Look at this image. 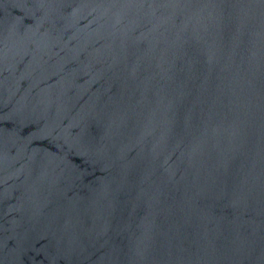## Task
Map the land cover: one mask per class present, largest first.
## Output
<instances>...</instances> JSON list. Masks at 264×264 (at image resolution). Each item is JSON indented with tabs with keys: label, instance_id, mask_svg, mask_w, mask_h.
<instances>
[{
	"label": "water",
	"instance_id": "1",
	"mask_svg": "<svg viewBox=\"0 0 264 264\" xmlns=\"http://www.w3.org/2000/svg\"><path fill=\"white\" fill-rule=\"evenodd\" d=\"M0 264H264V0H0Z\"/></svg>",
	"mask_w": 264,
	"mask_h": 264
}]
</instances>
